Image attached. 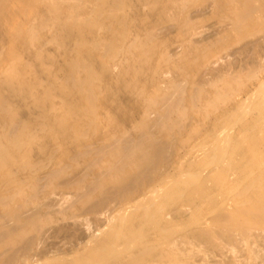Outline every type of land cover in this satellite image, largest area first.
<instances>
[{
    "label": "bare ground",
    "instance_id": "bare-ground-1",
    "mask_svg": "<svg viewBox=\"0 0 264 264\" xmlns=\"http://www.w3.org/2000/svg\"><path fill=\"white\" fill-rule=\"evenodd\" d=\"M44 1L29 38L74 54L42 92L17 63L0 89V264H248L264 250V0ZM166 23L179 60L153 32ZM58 88L79 95L54 114Z\"/></svg>",
    "mask_w": 264,
    "mask_h": 264
},
{
    "label": "rangeland",
    "instance_id": "rangeland-1",
    "mask_svg": "<svg viewBox=\"0 0 264 264\" xmlns=\"http://www.w3.org/2000/svg\"><path fill=\"white\" fill-rule=\"evenodd\" d=\"M30 1L31 0H3L0 3V89H2L4 87L3 85H5L3 84V81L5 80L6 72L9 71L15 63H17V66L21 67L19 71L20 73H22V75L19 77L31 83L35 82L37 90H39V92H42L43 87L46 84L47 74H55L56 71H61V69L55 70V68L64 65L65 57L72 56L74 54L70 43L63 51H60L56 44L51 40L52 33L49 30H42L40 33L42 38L39 40H32L29 38V27L34 25L39 17L50 16L47 11L48 2H45L44 0L36 1V8L34 7L31 10V8H28V4H30ZM64 4L65 3H63L62 5ZM166 5H169V0H160V8H163ZM196 10L197 9L195 8L191 9L190 14L194 15ZM144 12H146V9ZM211 23L212 21L210 19L206 20L204 24L205 29L201 31L198 36L199 38L207 37L212 32L211 26L213 23ZM12 26L14 28L20 26L19 41H16L17 38L13 35L14 29L12 28ZM164 27V30L155 28L153 32L158 34L162 38L164 44H166V51L169 53V56H171L172 59L179 60V53L182 51L178 39L179 31L173 29V23H166ZM96 32L98 34L105 33V31L101 30H97ZM37 47L41 49V53L44 57L43 62L36 59V53L40 52V50L36 51ZM86 47L89 46L86 44ZM234 49L235 48H233V50ZM159 54L160 50L157 51V55L155 56V58L158 59ZM230 57H227L223 60L221 59V61L217 63L216 66L224 65L225 60H231ZM231 58L233 59V57ZM212 62L214 61L212 60ZM158 64H160L158 67L161 68L163 77H161L160 81L157 82L158 86L162 87L164 86V84L173 79L174 75L179 70V63L177 61L176 65H169L168 63L164 62ZM116 72L117 70L109 74L108 78L113 77ZM56 77L58 79L57 83H59L60 81H62L63 73L57 72ZM70 90L71 88H67L64 91L60 90L59 88L57 89L56 94H54L52 98L54 103L51 109L52 113L56 114L62 111V106L60 104L61 99H65L67 97L70 98L73 94L79 95L78 93ZM148 90L153 93L157 90V86L152 85L148 88ZM119 93L120 92L114 93V98H117ZM108 95H110L109 92L101 88L97 89L96 102L100 108H103L107 105L106 98ZM111 103L112 102H108V104ZM120 105L122 107V110H125V114L121 116L125 117L127 116V113H129L128 111H131L132 108L135 107L136 103L134 102V100H132V102L130 101L127 103L120 102ZM40 135L45 136L46 134ZM259 234V232H253V235L249 240V244L255 248L259 245V242L256 238ZM198 254L200 259L204 255L203 252H199L197 253V255ZM259 254L264 255V250L260 251L257 254L245 252L243 254L242 260H244L248 264H261V262L256 259V256ZM232 255L233 253L231 252L227 254L228 258H232ZM194 258L195 260H197L198 256H196L195 254ZM200 259H198V261Z\"/></svg>",
    "mask_w": 264,
    "mask_h": 264
}]
</instances>
